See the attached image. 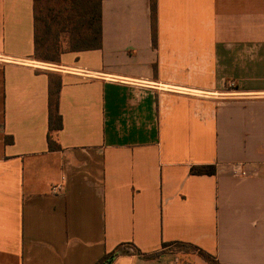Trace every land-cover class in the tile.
<instances>
[{"label": "crops", "instance_id": "0c3cea01", "mask_svg": "<svg viewBox=\"0 0 264 264\" xmlns=\"http://www.w3.org/2000/svg\"><path fill=\"white\" fill-rule=\"evenodd\" d=\"M33 7L0 0V264H264V0H157L155 41L151 0H104L103 48L59 64Z\"/></svg>", "mask_w": 264, "mask_h": 264}, {"label": "trees", "instance_id": "16d2710c", "mask_svg": "<svg viewBox=\"0 0 264 264\" xmlns=\"http://www.w3.org/2000/svg\"><path fill=\"white\" fill-rule=\"evenodd\" d=\"M45 0H33L34 32L37 61L59 64L63 55L100 50L103 48V13L104 0H64L69 6L56 10L53 7H41ZM153 41L157 18V0H151ZM62 88L60 76H50L49 80V134L48 142L51 151L60 150L52 134L63 129V117L59 112V98ZM13 143V138H7ZM191 175H215L212 166H194ZM168 246V245H166ZM192 248V247H191ZM193 249V248H192ZM200 256L211 264H219L211 255L199 250ZM154 256H148L152 258Z\"/></svg>", "mask_w": 264, "mask_h": 264}, {"label": "built area", "instance_id": "2783aa9c", "mask_svg": "<svg viewBox=\"0 0 264 264\" xmlns=\"http://www.w3.org/2000/svg\"><path fill=\"white\" fill-rule=\"evenodd\" d=\"M43 67L45 68L47 67V69H50L53 71L67 72V73L74 74V75H77L83 78H88V79L97 78L99 76L95 73H92L91 71H88L86 69H80V68H68V67H61V66H56V65H49V66H43ZM225 85L229 89L236 88L235 83H227V84L225 83ZM233 170H234L235 175H239L242 177L249 176L248 172L241 165L236 166ZM61 190H62L61 186H56L53 188L54 193H59ZM173 264H190V263H188L183 257L176 255V257L174 258Z\"/></svg>", "mask_w": 264, "mask_h": 264}, {"label": "rangeland", "instance_id": "374dc122", "mask_svg": "<svg viewBox=\"0 0 264 264\" xmlns=\"http://www.w3.org/2000/svg\"><path fill=\"white\" fill-rule=\"evenodd\" d=\"M47 6L53 7L56 10H59V9H64L65 7H68L69 2L64 1V0H45L43 1L41 4V7L44 9H47L48 8ZM98 77H101V76H98Z\"/></svg>", "mask_w": 264, "mask_h": 264}]
</instances>
